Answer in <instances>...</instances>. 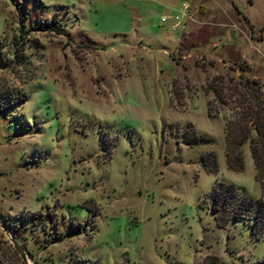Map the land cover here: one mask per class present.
<instances>
[{"label": "rangeland", "instance_id": "374dc122", "mask_svg": "<svg viewBox=\"0 0 264 264\" xmlns=\"http://www.w3.org/2000/svg\"><path fill=\"white\" fill-rule=\"evenodd\" d=\"M0 46L24 96L0 111V222L32 264H264V236L206 200L216 182L259 196L206 102L215 74L264 84V0H0ZM15 47L26 62L3 66ZM0 264H24L1 230Z\"/></svg>", "mask_w": 264, "mask_h": 264}, {"label": "trees", "instance_id": "16d2710c", "mask_svg": "<svg viewBox=\"0 0 264 264\" xmlns=\"http://www.w3.org/2000/svg\"><path fill=\"white\" fill-rule=\"evenodd\" d=\"M11 57L3 66L26 62L25 55L17 47L12 49ZM240 71L235 78L221 74L210 78L207 90L211 98L206 102V113L216 116L220 110L227 112L222 126L225 167L233 172L242 169L241 145L247 144L259 196L252 198L241 194L230 183L216 182L206 193V200L216 226L222 227L229 220L245 221L250 236L257 240L264 236V84ZM23 98L18 90L0 84V111L6 112ZM179 138L188 147L211 142L193 130L182 131ZM200 166L205 173L216 171L215 154L211 150L200 155Z\"/></svg>", "mask_w": 264, "mask_h": 264}, {"label": "water", "instance_id": "95a60500", "mask_svg": "<svg viewBox=\"0 0 264 264\" xmlns=\"http://www.w3.org/2000/svg\"><path fill=\"white\" fill-rule=\"evenodd\" d=\"M0 230L5 235L7 240L10 242V244L12 245L14 250L17 252V254L19 255L21 261L25 264V257L23 255V252H22L21 248L19 247L17 242L14 240L13 236L10 234L8 229L1 222H0Z\"/></svg>", "mask_w": 264, "mask_h": 264}, {"label": "bare ground", "instance_id": "6f19581e", "mask_svg": "<svg viewBox=\"0 0 264 264\" xmlns=\"http://www.w3.org/2000/svg\"><path fill=\"white\" fill-rule=\"evenodd\" d=\"M25 264H32V263L25 257Z\"/></svg>", "mask_w": 264, "mask_h": 264}, {"label": "built area", "instance_id": "2783aa9c", "mask_svg": "<svg viewBox=\"0 0 264 264\" xmlns=\"http://www.w3.org/2000/svg\"><path fill=\"white\" fill-rule=\"evenodd\" d=\"M160 21H161V22H164V17H161V18H160Z\"/></svg>", "mask_w": 264, "mask_h": 264}]
</instances>
